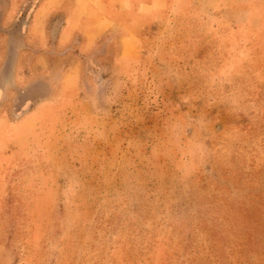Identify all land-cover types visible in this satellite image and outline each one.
I'll return each mask as SVG.
<instances>
[{"label":"rangeland","instance_id":"374dc122","mask_svg":"<svg viewBox=\"0 0 264 264\" xmlns=\"http://www.w3.org/2000/svg\"><path fill=\"white\" fill-rule=\"evenodd\" d=\"M183 2L5 105L0 264H264V0Z\"/></svg>","mask_w":264,"mask_h":264},{"label":"crops","instance_id":"0c3cea01","mask_svg":"<svg viewBox=\"0 0 264 264\" xmlns=\"http://www.w3.org/2000/svg\"><path fill=\"white\" fill-rule=\"evenodd\" d=\"M165 0H0V137L5 105L37 84L49 93L78 83L81 52L119 34L121 49L137 22H147ZM184 4V0H176ZM202 10L243 15L248 0H191ZM79 48V49H78Z\"/></svg>","mask_w":264,"mask_h":264}]
</instances>
